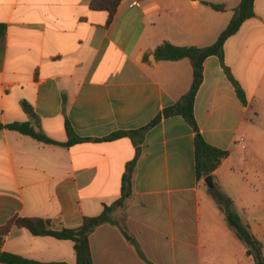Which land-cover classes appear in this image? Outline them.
Listing matches in <instances>:
<instances>
[{
	"label": "crops",
	"instance_id": "0c3cea01",
	"mask_svg": "<svg viewBox=\"0 0 264 264\" xmlns=\"http://www.w3.org/2000/svg\"><path fill=\"white\" fill-rule=\"evenodd\" d=\"M92 0H0V123L30 122L70 147L14 131L0 133V227L11 218L77 227L121 196L125 165L139 150L132 194L115 214L152 264H254L195 175L194 136L178 115L143 133L192 83L188 60H159L155 49L207 47L225 30L241 0H120L112 19ZM136 1L139 6H132ZM205 3L222 4L225 11ZM203 63L193 114L203 139L229 155L212 181L262 243L264 252V0ZM28 103L35 119L23 110ZM128 132L113 141H96ZM136 142V143H135ZM94 264H147L118 227L89 237ZM1 253L41 263L75 264L73 243L12 226ZM0 264H7L0 261Z\"/></svg>",
	"mask_w": 264,
	"mask_h": 264
},
{
	"label": "trees",
	"instance_id": "16d2710c",
	"mask_svg": "<svg viewBox=\"0 0 264 264\" xmlns=\"http://www.w3.org/2000/svg\"><path fill=\"white\" fill-rule=\"evenodd\" d=\"M120 0H92L90 7L93 10H105L108 12V20L112 19ZM212 10L217 12L225 11V6L222 4L205 3ZM254 16L253 0H241L239 5L233 9V15L225 30L218 36L217 40L207 47H176L168 42L160 44L155 49V57L159 60L178 61L186 59L189 61L192 68V83L188 92L182 96L174 105L164 108L146 127L139 130L143 133L147 129L157 125L163 118L170 116H181L193 129L194 136V158H195V175L197 180L205 179L211 176L213 172L221 165L229 153L227 150H222L209 145L201 136L197 127L194 114L193 103L195 96L203 80V63L206 58L210 56H217L220 59L223 71L229 81L232 83L237 97L245 105V95L231 75L228 67L223 62V46L225 41L235 34L241 24ZM23 110L35 119L36 116L31 106L26 103H21ZM3 130L14 131L21 135L29 136L38 142L45 144H52L64 147H70L77 143L83 142L86 139L76 137L71 129L69 122H65V130L67 134V141L60 143L48 138L43 133L37 132L30 122L24 123H10L3 125L0 123V133ZM128 132L114 133L103 139H96V141H113L123 136H129ZM136 143V142H135ZM139 155V150L135 151V155L125 165L124 173L121 178V196L118 200L109 206L104 205L102 212L98 216L89 217L84 216L82 222L77 227L67 228L61 227L59 230H54L51 227L49 220L41 218H22L13 217L4 226L0 227V246L4 236H6L12 226L24 228L34 236H50L56 239L69 240L73 243V250L75 254V264H94L91 255L89 237L92 232L103 224H110L118 227L123 237L136 248L138 256L147 264H152L146 260L142 252L138 248L135 239L128 233V231L120 226L115 218L117 211L123 206L124 201L132 194L133 175L136 160ZM207 193L215 201L219 210L224 215L228 228L233 232L235 237L243 243L246 248L247 256L252 257L254 264H264V252H262V243L252 234L247 224H244L240 216L233 210L232 200L226 196L219 188L217 182L213 181L211 187H207ZM0 261L7 264H67V263H41L34 260L24 259L18 255L1 253Z\"/></svg>",
	"mask_w": 264,
	"mask_h": 264
},
{
	"label": "water",
	"instance_id": "95a60500",
	"mask_svg": "<svg viewBox=\"0 0 264 264\" xmlns=\"http://www.w3.org/2000/svg\"><path fill=\"white\" fill-rule=\"evenodd\" d=\"M204 183L206 184L207 187H211L213 184L211 176H208L204 179Z\"/></svg>",
	"mask_w": 264,
	"mask_h": 264
},
{
	"label": "built area",
	"instance_id": "2783aa9c",
	"mask_svg": "<svg viewBox=\"0 0 264 264\" xmlns=\"http://www.w3.org/2000/svg\"><path fill=\"white\" fill-rule=\"evenodd\" d=\"M131 5H132V6H139V4H138L136 1H133V2L131 3Z\"/></svg>",
	"mask_w": 264,
	"mask_h": 264
}]
</instances>
